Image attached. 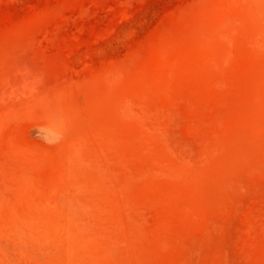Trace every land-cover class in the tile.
I'll use <instances>...</instances> for the list:
<instances>
[{
	"label": "rangeland",
	"instance_id": "374dc122",
	"mask_svg": "<svg viewBox=\"0 0 264 264\" xmlns=\"http://www.w3.org/2000/svg\"><path fill=\"white\" fill-rule=\"evenodd\" d=\"M0 264H264V0H0Z\"/></svg>",
	"mask_w": 264,
	"mask_h": 264
}]
</instances>
